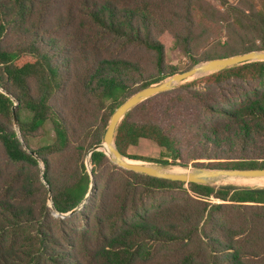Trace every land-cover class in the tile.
<instances>
[{"label":"trees","instance_id":"obj_1","mask_svg":"<svg viewBox=\"0 0 264 264\" xmlns=\"http://www.w3.org/2000/svg\"><path fill=\"white\" fill-rule=\"evenodd\" d=\"M163 33L186 69L264 50V0H0V264H264V187L150 176L90 151L127 97L179 71ZM46 123L51 141L31 147ZM139 139L159 156L129 155ZM114 143L134 159L264 167V60L148 97Z\"/></svg>","mask_w":264,"mask_h":264},{"label":"water","instance_id":"obj_2","mask_svg":"<svg viewBox=\"0 0 264 264\" xmlns=\"http://www.w3.org/2000/svg\"><path fill=\"white\" fill-rule=\"evenodd\" d=\"M264 60V50H249L243 53L233 55L210 58L201 61L189 69L177 71L167 78L156 83L142 87L127 97L119 106H117L111 113L101 142L94 145L91 150H103L109 159L116 165L133 170L135 172L143 173L150 176L167 178L172 180H180L184 182H195L201 184H212L213 181L225 177H263L264 167L256 168H203L197 167L188 172L168 170L161 164H145L131 161L119 152L114 143V134L116 127L123 116L141 101L155 95L156 93L169 90L177 83L191 77L195 74H208L224 68L248 62ZM14 127L17 130L18 123L13 111ZM18 134V130H17ZM19 135V134H18ZM33 155L34 152H31ZM127 159L129 161H127ZM90 171V170H89ZM93 184L91 177L90 186ZM76 210V208L74 209Z\"/></svg>","mask_w":264,"mask_h":264},{"label":"rangeland","instance_id":"obj_3","mask_svg":"<svg viewBox=\"0 0 264 264\" xmlns=\"http://www.w3.org/2000/svg\"><path fill=\"white\" fill-rule=\"evenodd\" d=\"M231 1H235V0H231ZM254 1L256 3H258V0H254ZM212 2L217 5V2H215V1H212ZM52 8H54V9L58 8L60 11L61 10V4L59 2H55L54 6H52ZM160 38L165 45V59H166V61L168 63L176 66L179 71H183L186 68H188L189 59L187 57H185L179 51V49L172 43V41L170 40V37L166 33H163ZM202 61H204V60H202ZM199 62H201V61H199ZM199 62H197V63H199ZM197 63H195V64H197ZM195 64H193V65H195ZM202 75H204V74H195V75L188 77L187 79L183 80L182 82L200 77ZM167 77H165V78H167ZM165 78H163V79H165ZM182 82L177 83L174 87H176L177 85H179ZM19 117L22 121H26L29 117V114L26 110L21 109L19 111ZM45 128H46L47 133L44 137H42V138H40L39 136H29L28 137V144L31 147L36 148L40 144L48 143L51 141L52 131L50 128V123H46ZM127 153L129 155H137V156H142V157L157 158L159 156V147L149 140L139 139V141L136 145L130 146L128 148ZM125 157L130 159L131 161L139 162V163L161 164V165L165 166L168 170H172V171L188 172V171H191V170L199 167V166H195V165L190 164V163L187 165H182L179 163H159V162H154V161H147V160H144L143 158L134 159V158H130L128 156H125ZM86 166H87V169L90 170V165H89V162L87 160H86ZM203 168H206V167H203ZM239 179H241V178H239V177L219 178V179L213 181L212 184H216V185L217 184H232L235 186H244V187H264V185H259V184L250 183V182H243L242 180L236 181Z\"/></svg>","mask_w":264,"mask_h":264},{"label":"bare ground","instance_id":"obj_4","mask_svg":"<svg viewBox=\"0 0 264 264\" xmlns=\"http://www.w3.org/2000/svg\"><path fill=\"white\" fill-rule=\"evenodd\" d=\"M127 161L129 160L127 159ZM239 178L241 179L236 180V181L242 180L243 182H250V183H255L259 185H264V176L263 177H239Z\"/></svg>","mask_w":264,"mask_h":264}]
</instances>
